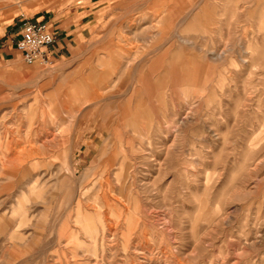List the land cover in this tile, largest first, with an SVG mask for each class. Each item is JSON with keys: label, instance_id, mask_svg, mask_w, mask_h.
Instances as JSON below:
<instances>
[{"label": "rangeland", "instance_id": "rangeland-1", "mask_svg": "<svg viewBox=\"0 0 264 264\" xmlns=\"http://www.w3.org/2000/svg\"><path fill=\"white\" fill-rule=\"evenodd\" d=\"M100 17L72 58L0 62V264H264V0Z\"/></svg>", "mask_w": 264, "mask_h": 264}, {"label": "crops", "instance_id": "crops-1", "mask_svg": "<svg viewBox=\"0 0 264 264\" xmlns=\"http://www.w3.org/2000/svg\"><path fill=\"white\" fill-rule=\"evenodd\" d=\"M107 1L108 0H87L84 2V0H82L81 2L71 0L60 10L46 9L32 18L21 15L17 19H13L7 23L0 20V62H15L22 58L16 45L21 38V26L27 20L45 22L50 26L57 39L56 45L52 49L54 59L59 58L60 60H66L72 58L74 50L91 39L94 34V26L101 18L100 14ZM177 7L178 6H173V11H170L171 18L175 15V9ZM163 40H166L164 36L157 39L158 42L153 46L159 52L158 54H161V51L167 46V44L161 45V41ZM145 41H148V39ZM165 53L158 55V57L163 56ZM128 61H130V59ZM113 63L115 68L121 71V74L125 73L128 69V65L123 64L120 59L113 60ZM145 64L146 62L144 59L139 62V67H141L140 72H145ZM58 90L60 94L64 92L61 87H59ZM86 99L88 98L86 97ZM86 102H88V100Z\"/></svg>", "mask_w": 264, "mask_h": 264}, {"label": "built area", "instance_id": "built-area-1", "mask_svg": "<svg viewBox=\"0 0 264 264\" xmlns=\"http://www.w3.org/2000/svg\"><path fill=\"white\" fill-rule=\"evenodd\" d=\"M56 42V35L47 23L27 20L21 26L16 47L26 65L51 67L55 63L52 49Z\"/></svg>", "mask_w": 264, "mask_h": 264}]
</instances>
